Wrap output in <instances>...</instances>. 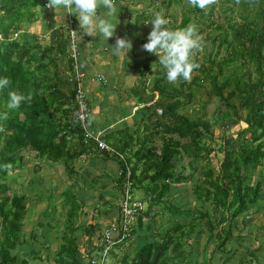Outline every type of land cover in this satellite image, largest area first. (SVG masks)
Masks as SVG:
<instances>
[{
	"label": "trees",
	"instance_id": "16d2710c",
	"mask_svg": "<svg viewBox=\"0 0 264 264\" xmlns=\"http://www.w3.org/2000/svg\"><path fill=\"white\" fill-rule=\"evenodd\" d=\"M46 2L0 0V37H3L0 39V78L7 77L10 81L0 91V113L8 114L7 119H0V128H3L0 131V264L15 262L11 250L21 243L19 232L26 210L24 198L11 197L2 183L9 169L4 165L13 168L27 151L49 162L63 161L65 168L70 169L80 156L93 154L75 117L76 84L72 81L74 68L67 22L64 28H51L47 41L24 28L38 19L37 6L45 9ZM117 2L121 12H127L129 4L142 5V12L134 17L132 29L144 36L143 45L152 27L150 23L143 27V23L153 18V12H159V5H165L167 11L180 1ZM225 2L231 5L222 8V13H232L231 16L224 15L225 26L208 19L205 23L208 31L198 29V33L212 45L217 43V48L225 46L226 56L222 60H213L210 56L194 59L200 67L194 70L191 81L177 85L167 81L158 57L145 51L137 84L130 90V95L137 104L144 101L150 104L146 103L137 112L133 127H125L117 135H103V140L125 157L131 169L134 189L149 195L150 205L159 204L170 192L172 184L193 182L196 192L201 190L200 194L205 202L212 204L215 215L212 214L213 220L207 213H199L197 218L204 221L206 247L212 249L213 256L217 254V264H226L230 260L231 253L226 249H229L228 243L237 237L233 236V231L238 228L236 219L256 206L264 192V0H239L237 4L235 0ZM250 2L256 6L253 16L248 13L235 16L238 6L245 8ZM203 13L199 8L185 6L179 24L165 18L168 21L166 27L171 30L184 28L193 19L204 18ZM169 16L173 18V13ZM229 66L240 68L225 72V67ZM152 72L155 77L149 88L148 75ZM201 80L209 82V93L226 106L225 113L220 114L221 131L216 138L210 121L189 118L180 112L195 100L194 88L201 86ZM13 90L31 93L32 100L22 103L17 110L6 109L8 93ZM155 95L158 101L154 99ZM158 109H161V114L157 113ZM230 118L245 127L232 131L225 123ZM217 154L221 156L218 158ZM103 156L108 158L106 154ZM210 156L216 166L211 165ZM110 158L124 168V161L114 156ZM186 159L190 169L187 174L183 172ZM198 162L206 163L199 173V184L193 172L197 169H191ZM200 194L196 197H201ZM65 195L72 199L70 194ZM150 214L147 207L142 216ZM142 216L138 217L139 223L144 218ZM186 224L177 222L172 228L165 229L160 240L144 244L128 264H138L146 257L152 260L158 251L160 255L156 264H168L177 258L184 261L183 244L191 237L187 233L183 240ZM194 226L191 221L189 230L192 234ZM202 232L200 230L195 237L192 236L193 244ZM87 234L91 236L92 232ZM261 245L264 246V239ZM60 255V264H81L73 241L69 240L60 247ZM120 264H127L126 258Z\"/></svg>",
	"mask_w": 264,
	"mask_h": 264
},
{
	"label": "crops",
	"instance_id": "0c3cea01",
	"mask_svg": "<svg viewBox=\"0 0 264 264\" xmlns=\"http://www.w3.org/2000/svg\"><path fill=\"white\" fill-rule=\"evenodd\" d=\"M120 1H123L124 3H133V0ZM158 1L160 0H157V2ZM117 7L119 10V13L117 14V20L119 23L116 26L113 37L109 38L106 42L104 38L98 33H94L93 36L84 34V30L79 28V22L77 18L73 15H67L63 9L54 12L52 9H44L42 6L40 7L41 12L38 8V19L35 22L24 26L28 33L42 37L45 39V41H47V37L51 31V28H64L67 18L70 17L75 19L77 24L76 39L78 45L77 62L82 66V70L85 74L81 85L86 94L90 108V119L88 126L92 129L103 131L104 135H117V132L123 128L133 127L135 125V118L138 115L137 112L139 111V104L136 103V100L129 93L130 90L137 84V74L140 67V61H142L145 57V51L142 49V42L145 40V38L142 34L137 33L132 29L134 17H136V15H140L142 12V5L129 4L127 6V12H121V7L118 2ZM100 11H104V9H101ZM144 23L143 27H146ZM117 37H126L132 44L131 49L126 53V56L123 54L115 55L110 48L115 46V40ZM25 153L21 162H17L18 165L15 164L14 170L17 173H13V177H15L18 182H20L21 180L19 177L26 175L24 172L27 173L24 168L28 167L29 171L32 172V167L36 166L35 169L41 170V172L40 174H35L34 177L32 175L31 178L33 181L30 184H33L34 181H37V177L42 175L46 166H49L46 167L47 170L51 169L52 166L48 164L50 163L49 161H47L48 163H45L44 166L34 165L33 161L25 162L24 159L28 158L25 156ZM92 153L93 154H85L80 156L73 163L70 169L72 172H78L79 177H82L81 183H96V185H94L95 190L102 192L103 199L95 200L93 198V194H91L90 197L89 195L87 196L89 201H86V198H80L84 204L81 209V214H83L82 219L77 222L76 220L79 215L77 216L76 210H73L72 213H70L69 216L65 218L66 221L61 222H66L69 226V229L66 230V233L60 235V229L59 232H56V228L52 225L54 221H52V223H48L51 222L50 216L48 219L44 218L43 215H46L47 208L42 209L43 203L34 202L33 204H27L25 215L22 220V226L19 232V234H21V243L17 244L16 248L11 250V255L13 258H15L14 264H60L59 259L62 258V255H60V247L64 244H67L69 240L75 242L81 264H89V259L96 255L99 250L98 242L101 232L109 223H112L118 219L119 188L118 181L116 180V174L120 169V166L117 160L105 158V156H102V153L97 151H93ZM32 159L35 158L33 157ZM93 159L96 161L94 160L93 167H90ZM107 161L115 162L116 168L114 172H112V178H110V176H108L109 174L106 172H103L104 177H97L96 175H99V173H95V175L92 173L94 172L93 168L95 166L96 170L99 167L105 170L106 168L103 167L102 163H106ZM23 169L24 171H22ZM76 197H78V194ZM90 198H93V206H91V208L87 211L86 204L92 203ZM113 198L116 199V201L113 202ZM72 199H74V196ZM28 208L38 212L35 216L28 217ZM153 215V212L150 214V216L146 217L142 216V214L140 215V217L142 216L144 218H142L141 223H139V218L137 219L132 232L131 242L127 246H116L109 255L111 260L108 262V264L122 263L123 258H126L127 263H131L133 258L136 256L129 255V249L135 240L136 228L141 230L143 226L148 227L151 222L154 224L155 218L153 220L151 218ZM41 216H43V218ZM158 221L156 220L154 229L156 228L159 231V229L161 230L162 220ZM33 225H35V228L40 226L41 230L33 231V229H29L30 236H27L28 233H26V229L28 227H33ZM90 227H93V229L91 230ZM36 231L38 232L37 234H35ZM32 232H35L34 235H31ZM89 232H92L91 236H88L87 233ZM38 236L40 237L38 238ZM49 237L53 239H50V242L48 241ZM39 239L41 241H39ZM53 244L55 245L54 249L51 247ZM230 250L231 249H226V251ZM182 251L184 252L185 257L184 261L180 258H177L168 264L193 263L194 260L193 257H191L193 253H196V256H198L200 253L207 255L206 260H204L205 262L208 261L207 263H201L198 262V258L196 257L197 262H194L193 264H211L210 255H212V249H189L188 251L182 249ZM259 251H262L264 255V249H260ZM228 253H231L232 258L233 250L232 252ZM228 253L225 254L227 255ZM129 258L131 260H129ZM231 258L226 264H232L231 262L233 260ZM149 260L152 261L150 258Z\"/></svg>",
	"mask_w": 264,
	"mask_h": 264
},
{
	"label": "rangeland",
	"instance_id": "374dc122",
	"mask_svg": "<svg viewBox=\"0 0 264 264\" xmlns=\"http://www.w3.org/2000/svg\"><path fill=\"white\" fill-rule=\"evenodd\" d=\"M179 1L180 2L178 3L177 6L172 5L167 11L165 10V5L163 6L159 5V8H158L159 12H162L164 17L168 18V20H171V21L176 20V25H178L180 22V14L182 12V8L185 6L186 7L189 6L186 0H179ZM238 1L239 0H235V4H237ZM228 5H231V3L229 2V4H227L225 0H217L216 4L212 5L210 8L203 10L204 18H197V20L193 19L189 25L194 26L197 30L206 29L205 23L207 22L208 19H210L214 21L215 23L217 22L221 24L222 26H225V16L224 15L227 14L228 16H231L232 13L231 12L222 13L221 9L227 7ZM255 8L256 6L253 2L246 4L245 8L238 6L236 8L237 12L235 16L241 13H248L249 15L253 16L254 14L253 11L255 10ZM172 13H173V18L169 16ZM174 16H177V18H175ZM145 26L148 27V24ZM206 31L208 30L206 29ZM14 36L17 37L16 35ZM203 39H204L203 50L195 51L193 59H196V58L200 59L203 56L205 57L210 56V59L222 60V58L226 56L225 46H221L220 48H217L218 47L217 43H215V45H212L211 42L207 40L204 36H203ZM216 51H217V55H215ZM239 68L240 67H233V66L225 67V72H229V69L231 70L235 69L238 71ZM242 71H246V69H242ZM154 77H155L154 72L148 75L147 84L149 88L151 87V83ZM199 84L201 85L200 87L194 88L195 94H196L195 100L191 104L184 107L183 109H180V112L189 118L194 119V118L199 117V118H203L205 120L210 121L213 125V133L215 135V138L219 137L220 131H221L219 127L220 114H222L223 112L225 113L226 106L223 103H221L215 96L209 93L210 85L207 80H201ZM155 96L156 97L154 99L158 101L157 95ZM146 103L148 105L150 104V102L144 101L139 104L138 110L144 107V105H147ZM158 110H161V109H158ZM225 123L229 124L228 127H230L232 131H236L238 129L245 127L243 123L241 122L237 123L232 118L227 119ZM25 156L29 158V159L25 158L24 159L25 162L33 161L34 165L44 166L45 163H48L46 159L37 157L33 152L31 153V152L26 151ZM32 156L36 160L32 159L33 158ZM220 156H221L220 154H217L218 158ZM108 159H112V158L108 156ZM94 160L95 159L92 160V164H90V167H93ZM211 160H212L211 165L216 166V162H214V158L211 157ZM186 162H187V159L185 160V163H184L185 169H183V172L185 174H187L190 171ZM48 164L52 166V168L47 170L46 167H49V166H46L43 170L42 175L38 176L37 181H34L35 183L33 182V184H30L33 181L31 178L32 175L34 177L35 174H38V173L40 174L41 172V170L35 169L36 166L32 167L33 169V170L31 169L32 172L29 171L28 167L24 168L27 171V173L24 172L26 175L19 177L21 180L20 182H18L16 178L13 177L14 175L13 173H17L14 170V167L9 168L8 171L10 170L9 171L10 173L9 172L7 173L2 183L5 184V187L11 197L13 196L23 197L26 205L33 204L34 202L43 203L42 209L47 208L46 215H43L44 218L48 219L50 216L51 222H48V223H52V221H54L52 225L56 228L57 230L56 232H59V229H60L61 231V233L59 232V235H60V234L66 233V230L69 229V226L67 225L66 222L65 223H61V222L66 221L65 218L69 216V214L71 213L73 209L76 210L77 216L79 215L76 221L78 222L82 219L83 214H81V209L84 204L82 203V199L80 198H86L87 199L86 201H89L88 200L89 198L87 196L89 195L90 197V195L93 194L94 195L93 198L95 200H101L103 199V194L99 190H95L94 185H96V183H91V182L81 183L82 177H79L78 172L76 171L72 172L71 169L65 168V164L63 161L57 162V163L50 162ZM16 165H18V163H16ZM102 165L104 168H106L105 169L106 171L103 168L101 169L100 167L96 170V166H95L93 168L94 172L92 173H94V175L95 173H99V175H96L97 177L98 176L104 177L103 172H106L109 174L108 176L112 178V175H113L112 172H114L116 168L115 162L107 161L106 163H102ZM204 167H206L205 162H198V164H195L194 167L191 166V169L192 168L197 169V171L194 170L193 172H194V179L196 180L198 184L200 183V181L198 180L199 173L200 171L203 170ZM24 169L22 171H24ZM258 170L259 169L257 168L255 169V173L253 172L254 182L256 181L255 177H256V173H258ZM80 183H81V188H80ZM195 189H196L195 184L193 182L179 183L175 185L172 184L170 185V192H168L167 196H165V198H163V200L159 204L154 203L153 205H150L149 203V198H150L149 195L145 196L142 190L134 189V197L143 202L145 209H147L148 207L150 212L151 213L153 212L154 214L153 218H155L154 224L156 223V220L157 221L162 220V222H161V230L159 229V231L156 228L154 229L155 225L152 223L149 224L152 226L148 228L144 226L143 228H141V230L136 228L135 240L129 249L130 251L129 255L131 256L136 255L139 249L146 243L160 240V238L166 232L165 229L172 228V226L175 225L177 222L179 224L187 223L185 228H183V232H184L183 240L187 238V233L191 235L189 239H186L185 244H183L184 246L183 249H185L186 251H188L189 249H194L192 247H196V249H211L208 246L206 247V238H207L206 231L207 230L205 227H203L204 221L197 218V215L199 213H207L208 218L210 219L212 218L213 220L214 216L212 214L215 215V213H213L212 204H210L209 202H205L206 200L204 199V196L200 194L201 190L198 191L197 193ZM66 193L70 194L72 198L74 196V199L67 198V196L65 195ZM77 194H78V197H76ZM199 194L201 195V197L197 198L196 196L197 195L199 196ZM262 196H261L262 197L261 199L260 198L258 199L259 202L256 206L249 209L245 215L239 216L236 219L235 224L238 226V228L235 229V231H233V236L236 235L237 237L235 236L236 238L231 240L228 243V248L229 249L232 248L230 252H232L233 250V253H232L233 257L231 258L233 260L231 262L232 264H264V255L262 251H259L260 249H264V246L261 245V242L264 239V192ZM143 197H146V198H143ZM93 198H90L92 202L91 204H86L87 211L91 208V206H93ZM114 201H116V199L113 198V202ZM28 207H31V206H28ZM187 211L190 212V218L189 217L186 218ZM37 212L38 211L36 210L28 208V217L35 216ZM43 216L41 217L43 218ZM192 217H195V218H192ZM191 221L192 223L195 224L194 234H192V232H190L189 230V224L191 223ZM34 226L35 225H33V227L31 228L28 227L26 229V233H28L27 236H30L29 233L31 229H33V231L41 230L40 226H37V228H35ZM200 230L201 232L203 231L202 232L203 234L200 235V238L196 242V244H193L194 242H192L193 241L192 236L195 237L198 231L200 232ZM37 231L36 233L35 232L34 233L37 234L38 233ZM34 233L32 232L31 235L32 234L34 235ZM39 237L40 236H38V238ZM50 239L51 238L49 237L48 239L49 242L53 240V239L51 240ZM39 241L41 240L39 239ZM54 246H55L54 244L51 246L52 249L55 248ZM123 248H126V247H123ZM44 251H47V250H44ZM192 257H193L194 262H197V258H198V262L204 263L207 255L200 253L198 256H196V253H193ZM210 257L212 258L211 264L218 263L217 254L213 256V253H212ZM110 260L111 258L109 257L107 260V263ZM129 260L131 259L129 258Z\"/></svg>",
	"mask_w": 264,
	"mask_h": 264
},
{
	"label": "clouds",
	"instance_id": "9594fccd",
	"mask_svg": "<svg viewBox=\"0 0 264 264\" xmlns=\"http://www.w3.org/2000/svg\"><path fill=\"white\" fill-rule=\"evenodd\" d=\"M187 3L191 7L204 10L216 4L217 0H187ZM37 7L40 10V7ZM45 7L54 10V12L63 9L67 15L75 16L79 22V28L84 30V34L93 36L94 33H98L105 42L113 37L119 23L117 0H48ZM101 9L104 11H100ZM152 17L148 22L152 26L151 31L147 36V42L142 45V49L158 57V63L164 69L169 83L178 85L180 82H190L194 70L200 67L193 56L195 51L203 50V36L192 25L176 30L169 29L166 27L168 21L162 12H153ZM131 47L132 44L126 37H117L115 46L110 48L115 55L126 56ZM9 84L10 81L7 77L0 78V91ZM8 97L5 104V108L8 110H17L22 103L32 100L31 93L23 94L15 90L9 91ZM7 115V112L0 113V119H7ZM0 131H3V128H0ZM4 167L7 169L11 165L6 164Z\"/></svg>",
	"mask_w": 264,
	"mask_h": 264
},
{
	"label": "built area",
	"instance_id": "2783aa9c",
	"mask_svg": "<svg viewBox=\"0 0 264 264\" xmlns=\"http://www.w3.org/2000/svg\"><path fill=\"white\" fill-rule=\"evenodd\" d=\"M46 9L49 8L46 7ZM66 22L69 28V50L73 59L72 64L74 68L72 81L76 84L74 95L76 107L75 117L81 126L84 141L93 151L106 154L109 157L114 156L124 161V168H120L116 174V180L119 182L118 219L109 223L103 229L99 236V250L94 257L89 259V264H108L107 260L110 257L109 255L116 246L129 245L137 219L146 209L143 202L134 197V182L132 180L130 166L127 165L125 157L103 140V131L92 129L88 126L87 122L90 119V108L81 85L85 74L82 66L77 62V24L70 17L67 18ZM146 23L144 24L147 25L148 23ZM157 112L161 114V110H157Z\"/></svg>",
	"mask_w": 264,
	"mask_h": 264
},
{
	"label": "water",
	"instance_id": "95a60500",
	"mask_svg": "<svg viewBox=\"0 0 264 264\" xmlns=\"http://www.w3.org/2000/svg\"><path fill=\"white\" fill-rule=\"evenodd\" d=\"M159 255H160V251L156 253L152 261H150L149 258L147 257L144 259H140L139 264H156L158 261Z\"/></svg>",
	"mask_w": 264,
	"mask_h": 264
}]
</instances>
